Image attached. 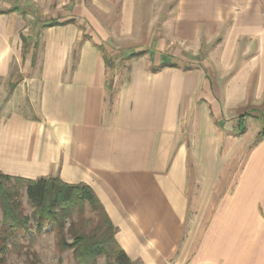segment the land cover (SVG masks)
<instances>
[{"label":"crops","instance_id":"crops-1","mask_svg":"<svg viewBox=\"0 0 264 264\" xmlns=\"http://www.w3.org/2000/svg\"><path fill=\"white\" fill-rule=\"evenodd\" d=\"M118 1L123 31L149 46L143 20L137 26L133 21L147 13V0ZM19 12L18 7L0 12V77L10 76L12 56L25 37ZM174 12L175 38L189 54L198 53L195 47L204 37H221L220 69L230 70L240 48H249L226 91L240 95L242 73L256 64L257 92L264 94V0H175ZM40 36L38 71L29 73L34 59L25 57L27 48L24 56L20 53L26 69L21 83L38 115L31 119L15 112L0 123V172L86 184L117 228L119 246L141 264H264V138L251 147L230 193L215 201L214 213L192 215V208L210 205L224 167L218 158L220 137L203 121L206 111L199 115L196 137L183 128L181 116L204 87L197 71L149 72L147 62L156 61L149 49L147 56L132 60L107 106L99 46L80 41L71 67L76 30L50 26ZM172 57L158 60L174 62ZM234 109L224 108L223 131L233 130Z\"/></svg>","mask_w":264,"mask_h":264},{"label":"rangeland","instance_id":"rangeland-1","mask_svg":"<svg viewBox=\"0 0 264 264\" xmlns=\"http://www.w3.org/2000/svg\"><path fill=\"white\" fill-rule=\"evenodd\" d=\"M14 7L20 9L18 16L23 19L25 25V30L22 32L25 36L23 38H27L28 42H25V39L22 40L19 51L12 56L10 76L0 77V123L15 112L31 119L38 115L31 105L27 87L21 83L22 73L25 74L26 69L23 68L20 56L21 54L24 56L23 53L27 48L28 52L25 57L28 61L31 60V57L34 59L29 73L39 70L42 48L40 34L44 25L45 29L49 28L46 27L47 25L54 24L53 26H71L76 30L78 41L75 43L71 55V67H74L79 42L83 40H90L111 55L126 50L121 52L126 56L135 50L136 52L144 51L143 55L147 56L150 49L151 55L156 58L155 62H147V66L151 67L160 66L158 60L160 56L162 59L173 56L175 61L169 63L176 64L183 71H197L204 83V87L193 96L192 109L190 108L188 113L181 116L183 128L191 138L196 137L199 115L202 111H206L208 115L205 114L203 121L213 127L220 137L218 158L224 162L223 172L219 179L221 185L211 195L208 207H194L191 212L192 215L211 216L215 211V201L229 194L230 188L239 178L251 147L258 140L264 138V94H261V90L257 92L259 80L255 78L256 64H249L247 66L249 68L246 67L248 71L242 73L243 76L238 82L244 83L245 88H240L242 92L240 95L230 92L231 90L226 91L233 71L241 66L246 56H249L250 51L244 52L246 49H250L240 48L238 60L230 70L223 67L220 69L216 62L219 53L217 43L221 37L213 36L210 39L204 37L201 47H195L198 51L196 54L191 55L184 51L182 44L175 38L178 33L173 32L171 25V20L176 17L175 0H147L144 9L147 13L134 16V26H137L138 19L143 20L141 21L142 27H144V34L149 43V46L145 47L142 46L144 38L138 44V41L131 40L132 36H127L123 31L118 0H0V12H10ZM134 32H131L132 35ZM214 33L216 34V32ZM243 40L246 42L247 38L245 37ZM35 43L37 47H32ZM134 43L137 44L132 45ZM27 44L28 47H26ZM132 60L120 59L116 64L117 68L114 66L116 68L114 74L112 67L106 66L107 106L113 102L117 89L128 76ZM196 99L198 103L195 102ZM188 102L190 104L189 100ZM256 105L257 107H255ZM231 106L235 107L234 111H236L232 124L234 128L232 131L229 128L226 129L228 131H223L221 129L223 114L227 115L224 108L228 109ZM240 122L243 125L242 129H240ZM195 168L199 169L198 166ZM11 183L14 182L11 181ZM18 194L22 213L30 216L33 207L27 200L25 188L19 187ZM261 209L259 207V213H261ZM98 216L88 204L84 205L82 211L76 210L73 230H70L69 220L65 221L62 235L64 241L72 243L74 233L75 235H95ZM16 236L17 245L6 252L5 264H83L75 256L73 248H63L59 245L61 235L51 224H47L42 231L38 232L33 224V219H29L25 232H18ZM92 264H106V258L98 257Z\"/></svg>","mask_w":264,"mask_h":264},{"label":"trees","instance_id":"trees-1","mask_svg":"<svg viewBox=\"0 0 264 264\" xmlns=\"http://www.w3.org/2000/svg\"><path fill=\"white\" fill-rule=\"evenodd\" d=\"M53 25L49 24L46 27ZM21 39L25 38L21 37ZM34 46L36 47V43ZM99 50L103 53L105 65L112 67L113 74L120 59L132 60L144 54V51L133 50L124 56L121 53L124 50H121V52L111 55L104 52L101 47ZM164 67H177V65L163 62L158 67L149 68V72H157ZM19 187L25 188L27 200L33 207L30 216L22 213L18 194ZM85 204H88L91 210L99 215L96 233L91 236L75 235L74 233L73 242L67 243L62 238L65 221L69 220L70 230H73L74 214L78 209L82 211ZM0 207L2 211V220L0 221L1 264H5L6 252L17 245L16 235L18 232H25L29 219H33V224L38 232L42 231L47 224H51L54 229H57L61 235L59 245L63 248H73L75 256L83 264H92L101 256L106 258V264H141L138 260H131L119 246L115 239L117 228L110 221L92 189L86 184H69L57 177L27 179L0 172Z\"/></svg>","mask_w":264,"mask_h":264},{"label":"water","instance_id":"water-1","mask_svg":"<svg viewBox=\"0 0 264 264\" xmlns=\"http://www.w3.org/2000/svg\"><path fill=\"white\" fill-rule=\"evenodd\" d=\"M243 125H242V122H240V129H242Z\"/></svg>","mask_w":264,"mask_h":264}]
</instances>
